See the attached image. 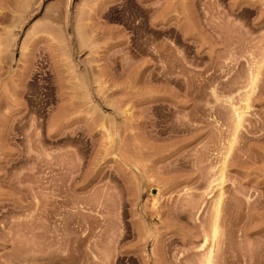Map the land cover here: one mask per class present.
I'll use <instances>...</instances> for the list:
<instances>
[{
    "label": "rangeland",
    "instance_id": "1",
    "mask_svg": "<svg viewBox=\"0 0 264 264\" xmlns=\"http://www.w3.org/2000/svg\"><path fill=\"white\" fill-rule=\"evenodd\" d=\"M209 250L264 264V0H0V264Z\"/></svg>",
    "mask_w": 264,
    "mask_h": 264
},
{
    "label": "bare ground",
    "instance_id": "2",
    "mask_svg": "<svg viewBox=\"0 0 264 264\" xmlns=\"http://www.w3.org/2000/svg\"><path fill=\"white\" fill-rule=\"evenodd\" d=\"M234 109H235L234 114H235L236 119H237V121H236L237 124L236 123L235 124L238 125V124H240V121L242 119V114L244 113V111H242L241 107H235ZM222 177L223 176H222V173H221L220 179H222ZM221 194L222 193H219V196L217 198H220ZM217 201H218V199H217ZM214 228H215V226H214ZM204 264H211V252H210V250H209V252L207 254V257H206V260H205Z\"/></svg>",
    "mask_w": 264,
    "mask_h": 264
}]
</instances>
